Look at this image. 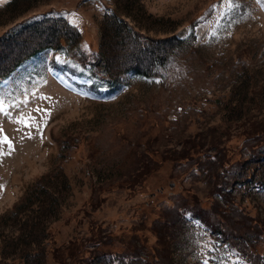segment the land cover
Segmentation results:
<instances>
[{
	"label": "rangeland",
	"instance_id": "1",
	"mask_svg": "<svg viewBox=\"0 0 264 264\" xmlns=\"http://www.w3.org/2000/svg\"><path fill=\"white\" fill-rule=\"evenodd\" d=\"M8 3L1 2L0 10ZM29 4L33 6L27 13L16 17L11 9L0 12V57H7L19 43L2 42V37L24 18L58 16L70 23L69 36L76 37V42L70 37L57 50L45 48L24 60L8 76L14 80L0 97L6 108L0 111V139L6 135L15 149L2 145L11 155L0 156V213L11 209L27 186L53 167L59 166L66 176L67 183L60 181L62 175L45 179L56 183L64 198L39 226L42 236L43 228L50 225L54 238L46 242L44 264H60L51 248L82 245L98 225L121 237L138 234L153 245L160 227L157 216L178 207L189 192L197 194L204 211L209 210L214 182L194 159L186 160V155L199 152L184 148L183 141L196 139L206 146L217 136L221 146L230 147L228 160L248 155L242 143L245 124L264 118V0H33ZM113 12L123 14L144 34L147 44L170 37L164 58L149 73L122 70L126 66L120 55L123 46L133 49L140 43L137 36L132 39L135 44L126 42L122 38L126 32L117 34L110 26ZM16 49L0 73L22 54L20 46ZM97 49L110 64L103 62L106 70L99 67L93 72ZM75 50L91 55L85 65L72 55ZM51 64L64 69L81 91L69 90L59 76L50 74ZM37 107L50 110L42 133L17 122L29 113L39 121L43 113L36 112ZM146 138L159 154L145 147ZM145 152L147 158L158 160L156 169L135 176L137 168L145 167ZM258 163L252 158L249 162L250 167ZM252 187L247 194L234 187V204L240 203L249 216L258 212L264 216V192L255 183ZM28 213L1 223L0 262L26 264L12 258L17 253L4 259L2 237L10 253L19 251L9 243V236H21ZM113 245L123 246L117 240ZM172 250L176 264H204L209 256L215 261L211 264H245L229 246L213 240L194 212L177 230Z\"/></svg>",
	"mask_w": 264,
	"mask_h": 264
},
{
	"label": "trees",
	"instance_id": "2",
	"mask_svg": "<svg viewBox=\"0 0 264 264\" xmlns=\"http://www.w3.org/2000/svg\"><path fill=\"white\" fill-rule=\"evenodd\" d=\"M29 1L33 0H11L0 12L11 9L16 13L14 17L27 13L33 6L32 4L26 5ZM108 19L110 20V26L117 34H120L121 31L126 32L122 37L126 42L131 40V44H135L136 41L132 39L135 40L137 36L136 39L140 43L139 45L137 42V46L133 49L125 47L127 45L123 46L124 51L120 55L125 58L122 62H125L126 66L122 70L133 69L137 73L146 74L155 65L160 64L159 59L164 58L170 37L159 38L155 44H147L146 41L142 40V37H145L144 34L136 30L120 12H113V15H110ZM70 30L73 31L70 23L58 16L48 20H45V18H37L34 21H30L28 18L19 20L7 31L6 36L2 37V42L9 39L14 43H19L11 49L7 57H0V67L14 51H17V47H21L20 52L22 54L14 57V63L0 73V79L6 76L22 60L38 53L43 48L58 49V44L63 45L70 37L76 42V37L69 36ZM130 34L134 36L131 37ZM107 44L110 45L111 43L108 42ZM72 55L77 56V61H81L84 65L85 61L88 60L87 58L91 57L86 51L80 50H75ZM1 58L3 59L1 60ZM92 59L95 66L93 72H96L99 67L106 70L103 68V62L110 64L108 58L98 49L93 52ZM243 132H246V136L242 143L246 147L248 155L243 156L241 154L240 156L244 158H236L235 160L229 157L231 161L226 158L230 147L227 145L221 146L219 144L222 141L220 137L211 138L209 146H205V142L199 143L196 139L187 138L183 141L186 143L184 148L199 152L198 156L194 157L186 155V160L194 159V163L207 173L209 180L214 182L212 191H210L213 200H211L209 210L204 211L203 206L199 205L201 201L197 194L189 192L188 195L182 196V201L179 202L178 207L168 209L169 212L167 211L166 215L157 216L160 219L158 220L160 227L155 230L158 238L153 245H147L146 240H144L145 237L138 234L133 233L127 237H121L110 233L105 226L98 225L91 229L89 238L79 241L82 245L79 243L70 245L69 243L64 246H53L51 248L53 256L60 261V264L72 263L66 262L65 259L74 261V264H82L80 262L111 264V262L117 261H120L121 264H176L172 253V245L177 230L181 229V225L185 226L186 218L184 214L189 211L194 212V215L211 229V233L214 234L217 242L221 241L223 244L234 247L238 254L246 259L248 264H264V216L260 212L249 216V212H246L245 208L240 206V203L234 204L236 196L233 193V188L237 187L247 194L253 188L254 183H257L256 189L258 191L264 192V118L258 122L254 120L248 126L245 124ZM144 143H147L145 147L151 149L153 142L149 138H146ZM151 150L159 154L158 149ZM208 150H213V154L209 153ZM145 153V167H142L141 170L137 168V171L133 173L135 176H140L141 172L149 174L156 169L158 160L151 157L147 158L148 154ZM160 155L164 157L162 152ZM251 158L259 162L257 167H250ZM59 175H62L60 181L67 183L63 169L59 166L53 167L37 178L32 185H28L11 209L0 213L1 225L3 221L5 222L12 215L19 216L23 212L29 211L28 218H24V225L21 226V236H9V243L13 242L19 251L15 250V252L10 253L5 248L7 240L2 237L4 259H8L9 255L17 253L18 256L12 257L13 259H23L26 264H44L47 251L46 242H51L54 238L50 225L43 228L44 234L42 236L39 226L42 224L44 216L57 211L64 198L63 190L56 189V186H54L56 183L53 185L48 184L45 179L51 176L59 177ZM214 190L216 193L213 192ZM217 193L220 196L215 199L216 197L213 195ZM236 213H239L240 216H237ZM131 236H137L136 241L129 240ZM115 240L123 246L115 247L113 245ZM21 243L25 246L22 247ZM0 264H5V262L1 261Z\"/></svg>",
	"mask_w": 264,
	"mask_h": 264
},
{
	"label": "snow or ice",
	"instance_id": "3",
	"mask_svg": "<svg viewBox=\"0 0 264 264\" xmlns=\"http://www.w3.org/2000/svg\"><path fill=\"white\" fill-rule=\"evenodd\" d=\"M257 2H260V0H257ZM44 99H50V98L49 97H44ZM0 111H6V108H5V106L2 103H0ZM35 111L38 112V113H43V115L40 116L39 121H37V117L36 116H33L31 113H29L28 116L23 117V119H18L17 122L22 123L24 125V127H27V128L35 127L37 129V131L42 133L43 127L46 125L47 118L50 115V110L46 109V108L37 107L35 109ZM2 132H3V129L0 128V133H2ZM26 135L28 136L29 139L32 137V133L31 132L26 133ZM5 143L8 145V148L11 151L15 150L13 145H12V142L5 135V136H3L2 139H0V156H2V155H11V151H8V152H4L3 151L2 145L5 144ZM205 264H207V262H205Z\"/></svg>",
	"mask_w": 264,
	"mask_h": 264
},
{
	"label": "bare ground",
	"instance_id": "4",
	"mask_svg": "<svg viewBox=\"0 0 264 264\" xmlns=\"http://www.w3.org/2000/svg\"><path fill=\"white\" fill-rule=\"evenodd\" d=\"M0 1H2V3H5V2H6V1L4 2L3 0H0ZM17 74H18V73H17ZM13 76H15V75H13ZM10 77H11V76H10ZM10 77H9V78H10ZM53 79H55V78H53ZM12 80H14V79H13V78H12V79H9V80L6 82L5 85H3V83L0 84V97H1V95L3 94V92L6 90L7 85H8V86L12 85V82H13ZM55 80H57V79H55ZM51 82H53V81H51ZM54 82H55V81H54ZM58 82H59V80H58ZM60 82L63 84V81L60 80ZM60 82H59V84H60V85L62 86V88L64 89V90H63V89H61V90L66 92L65 89H67V88H69V87H67V86H66L67 88L64 87L65 85L63 84V85H64V86H63ZM55 83H56V82H55ZM56 84H57V83H56ZM51 85H52V86H51ZM51 85H50V87H52V88H56L53 84H51ZM60 85H59V86H60ZM59 90H60V89H59ZM69 90H70V89H69Z\"/></svg>",
	"mask_w": 264,
	"mask_h": 264
}]
</instances>
